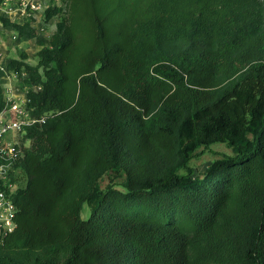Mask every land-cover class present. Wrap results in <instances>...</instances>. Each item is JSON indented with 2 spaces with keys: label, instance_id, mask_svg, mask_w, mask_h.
<instances>
[{
  "label": "trees",
  "instance_id": "16d2710c",
  "mask_svg": "<svg viewBox=\"0 0 264 264\" xmlns=\"http://www.w3.org/2000/svg\"><path fill=\"white\" fill-rule=\"evenodd\" d=\"M66 7L35 64L8 63L46 120L21 138L0 264H264V0ZM215 142L232 153L196 173Z\"/></svg>",
  "mask_w": 264,
  "mask_h": 264
},
{
  "label": "built area",
  "instance_id": "2783aa9c",
  "mask_svg": "<svg viewBox=\"0 0 264 264\" xmlns=\"http://www.w3.org/2000/svg\"><path fill=\"white\" fill-rule=\"evenodd\" d=\"M63 1L0 0V59L7 62L6 72L11 80V84L2 88L4 107L0 112V240L17 227L16 207L12 198L17 184L13 174H15L14 163L26 146L21 142L22 135L28 127L41 125L46 120V114L36 116L28 105V90L39 89L40 86L29 87L24 83L28 73L23 67L8 68V63L12 59L3 53V43L8 40L9 44H13L20 39V36L24 38L15 26L25 27L28 24L33 29L37 28L38 34L46 35L43 26L47 21L45 12L48 8L60 7ZM3 19L8 20L9 23L5 24ZM4 34L6 38L3 37Z\"/></svg>",
  "mask_w": 264,
  "mask_h": 264
},
{
  "label": "rangeland",
  "instance_id": "374dc122",
  "mask_svg": "<svg viewBox=\"0 0 264 264\" xmlns=\"http://www.w3.org/2000/svg\"><path fill=\"white\" fill-rule=\"evenodd\" d=\"M66 4H67V0H64L61 6L59 7L62 9L61 14L51 17L50 21H45V23H43V26L47 32L46 35L38 34L37 28H34L35 33L33 36L31 37L24 36L23 39L20 36V39H18L17 42L16 41L14 42L15 44L14 43L9 44V45H13L16 51V58H19L23 53H25L27 55V62H29L30 64H35L37 62L38 58L36 56V52L40 48V45H38L37 43V39L42 38L47 40L50 37V35L54 32L56 28V23L61 19V17L64 14L67 15ZM3 37L6 38V35L4 34ZM21 142L25 143L26 145H28L29 143L27 140L26 141L21 140ZM231 153H232L231 148H229L225 143L215 142L209 145L208 147L198 149L197 154L189 161V165L192 166V168L195 170L196 173H201L206 168V166L209 165L211 161H213L215 158L221 157L223 154H231ZM16 175L17 178H19L18 180L19 182H16V184L22 183L20 182V180L21 179L23 180L24 178L20 177L19 176L20 174L16 173ZM110 177L111 176L109 175L103 176V178L100 180L101 188H105V186L110 182ZM120 181L121 180H117V182ZM117 187L120 188L121 185L117 184ZM88 214H89L88 207L87 205H84V209L82 211V217L85 218L88 216Z\"/></svg>",
  "mask_w": 264,
  "mask_h": 264
},
{
  "label": "crops",
  "instance_id": "0c3cea01",
  "mask_svg": "<svg viewBox=\"0 0 264 264\" xmlns=\"http://www.w3.org/2000/svg\"><path fill=\"white\" fill-rule=\"evenodd\" d=\"M2 50H3V53L7 57H10V59L16 58V51H15L13 45H9L8 40H6L3 43ZM26 61H27V58H26ZM6 70H7V62L5 60H3V59H0V84H1L2 88L4 86H7V85L11 84V80H10V78H9L8 73L6 72Z\"/></svg>",
  "mask_w": 264,
  "mask_h": 264
}]
</instances>
